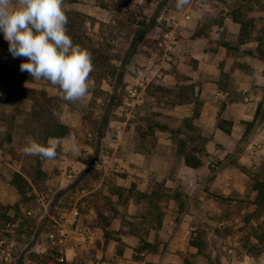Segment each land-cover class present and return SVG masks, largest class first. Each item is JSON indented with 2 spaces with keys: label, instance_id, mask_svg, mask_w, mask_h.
<instances>
[{
  "label": "rangeland",
  "instance_id": "1",
  "mask_svg": "<svg viewBox=\"0 0 264 264\" xmlns=\"http://www.w3.org/2000/svg\"><path fill=\"white\" fill-rule=\"evenodd\" d=\"M66 6L73 33L100 55L85 103L62 101L58 87L20 72L25 59L12 57L0 33V80L3 71L14 72L34 91L32 98L0 103V238L14 243L10 264H66L41 234L74 205L79 226L114 224L149 239L157 222L148 221L151 205L140 192L158 193L154 219H161L162 235L153 251L161 260L174 254L167 264H245L247 257L264 264V251L255 256L264 223L253 190L254 179L264 182V0H190L181 9L176 0H79ZM185 11L191 19L180 23V46L163 63L155 56L159 40L170 20L180 21ZM234 11L251 23L243 43L240 25L230 21ZM144 29L145 39L137 42ZM35 105L49 115L55 111L70 127L56 159L22 151L29 136L47 142L30 117ZM220 118L232 123L230 135L218 129ZM187 121L214 137L197 169L176 153L174 131L185 130ZM117 131L121 138L113 146ZM15 171L30 181L25 203L11 185ZM69 171L71 182L64 178ZM4 212L10 222L1 219ZM89 247L79 248L82 264L93 259ZM4 250L0 264H9Z\"/></svg>",
  "mask_w": 264,
  "mask_h": 264
},
{
  "label": "clouds",
  "instance_id": "2",
  "mask_svg": "<svg viewBox=\"0 0 264 264\" xmlns=\"http://www.w3.org/2000/svg\"><path fill=\"white\" fill-rule=\"evenodd\" d=\"M190 0H176L181 9ZM65 0H0V33L8 42L13 58H24L20 72L44 80L60 89V99L85 103L89 95L90 73L94 71L92 53L74 44L67 32ZM56 115L55 111L53 113ZM25 155L53 160L61 141L49 137L46 144L26 138ZM75 143L72 151H76Z\"/></svg>",
  "mask_w": 264,
  "mask_h": 264
},
{
  "label": "trees",
  "instance_id": "3",
  "mask_svg": "<svg viewBox=\"0 0 264 264\" xmlns=\"http://www.w3.org/2000/svg\"><path fill=\"white\" fill-rule=\"evenodd\" d=\"M78 2L79 0H65L66 5L76 4ZM102 7H104V5ZM71 14L72 12L66 9V15L68 17V23L66 26L67 32L71 36L74 44H79L80 46L87 48L92 53V62L93 65H95L97 64L98 58L100 56L98 54V50L86 43L85 40L80 36L73 33V23L72 21H70ZM234 21L240 23L242 26V40L248 38L251 32V23L243 21L239 16H235ZM147 33L148 29H144L143 31H141L136 41H143ZM3 72L4 73L1 74L2 79L0 80V86L3 88V94L0 97V103L8 105L23 101L31 97L30 93L34 91L24 86V79L21 77V75L14 72ZM199 115V111H196L194 118H198ZM30 117L32 121L37 124L39 134L45 141H47L49 137H54L62 140L68 137L70 134V127L68 125L60 122L54 115H49L47 112L43 111L41 108H38L36 105L33 106ZM185 127V130L177 129L174 131L176 138V153L181 158H183L186 167L197 169L203 165L202 156L205 145L211 142L214 137L212 133L201 130L188 121L186 122ZM217 127L224 133L230 134L232 123L223 118H220ZM11 185L15 189L16 194L18 195L19 200L22 203H25L29 200L30 183L26 176H24L20 172H13L11 174ZM253 190L256 192V197L254 199V205L256 206L257 211L256 214H260L261 216H263L262 222L264 223V182L258 179H254ZM138 195L139 197L147 199L149 204L151 205L147 213V215L151 217L148 221H156V227H160L161 219L155 220L157 219V216H155L154 219V202L159 199L158 193L140 192L138 193ZM1 219L6 221V223L11 221L10 216H8L6 212L1 215ZM144 219H147V216H144ZM256 240L258 243L256 245L257 250L255 256H258L264 251V233H262L261 235H257ZM141 242L142 245L137 249V252H143L147 249H151L152 246L147 241L142 240ZM191 246L198 247V244L196 245L195 243H191Z\"/></svg>",
  "mask_w": 264,
  "mask_h": 264
},
{
  "label": "crops",
  "instance_id": "4",
  "mask_svg": "<svg viewBox=\"0 0 264 264\" xmlns=\"http://www.w3.org/2000/svg\"><path fill=\"white\" fill-rule=\"evenodd\" d=\"M235 16H239L243 21L247 23H248V19H244V17L237 11H234L232 15V19L230 21L235 24L240 25V36H241L242 26L240 23L234 21ZM250 36H251V32H250ZM250 36L248 38H245V40H242V37H241V42L242 43L245 42L247 39L250 38ZM195 58L197 59V57ZM204 58L207 59L206 57ZM227 135H230V134H227ZM113 166H116V165H113ZM105 170H108L107 165L105 166ZM94 185L100 186V183H97V184L95 183ZM142 188L143 186L141 184H139L137 187V189H140V190ZM144 192H146L145 189H144ZM88 209L90 212H93L94 207L91 205V207L89 206ZM160 228L161 226L156 227L155 225L154 227H151L149 229V231H151L150 233H153V235L149 237V239L147 240L144 239V240L147 241L152 247L151 249H147L143 252H137V249L142 245V242H141L142 240L138 237L137 233L130 228L123 227V226L121 227L119 225H114V224H111L107 227L100 226V227L94 228L96 232V238H95V241L89 245L90 246L89 248L91 247L94 248L93 249L94 251L92 253L93 259L88 261L86 264H148V261L154 262V263H158L160 261L161 264H167L166 263L167 258L175 257L174 254H167L165 258L161 260L160 255L156 254V250L153 251V249L156 248V244H157L155 243V239L157 238V236L160 237L162 235L161 232H157V230H159ZM111 232L113 234L114 233L118 234V238L120 237V239L112 238ZM96 239L100 241L98 242L96 241ZM167 241L168 239H166V242ZM169 245L173 247L172 242H169L168 246ZM80 246L81 245L77 242L70 243V245L66 249V260H65L67 262L66 264H82L81 258H82L83 253L79 251ZM253 261L254 260L252 257H247L245 264H253ZM50 264H55V263L50 262Z\"/></svg>",
  "mask_w": 264,
  "mask_h": 264
},
{
  "label": "built area",
  "instance_id": "5",
  "mask_svg": "<svg viewBox=\"0 0 264 264\" xmlns=\"http://www.w3.org/2000/svg\"><path fill=\"white\" fill-rule=\"evenodd\" d=\"M190 19L191 13L185 11L180 21H177L175 17L170 20L169 29L163 33L155 52V56L161 58L163 63H169L172 57L177 53L181 42V35L183 34L180 23L181 21H188ZM155 76L161 78L162 72L160 70L156 71ZM132 117L134 116L132 115ZM120 138L121 131H117L114 139L115 144L113 143V146H116ZM104 158L106 159L107 156H104ZM64 178L68 182H71L74 179V171L66 172ZM27 214L30 215L31 212L28 211ZM79 217L80 211L77 206L74 205L71 209H63L60 212L59 220L56 221L57 226L41 234L45 241L46 248L55 250L59 261L66 260V249L70 243L77 242L81 246H87L95 241V230L79 226ZM0 247L5 249L3 251V260L10 264L12 260L11 250L14 247V243L2 237L0 238Z\"/></svg>",
  "mask_w": 264,
  "mask_h": 264
}]
</instances>
